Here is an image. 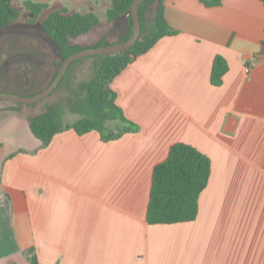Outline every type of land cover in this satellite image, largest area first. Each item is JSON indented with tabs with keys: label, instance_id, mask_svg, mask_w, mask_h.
Wrapping results in <instances>:
<instances>
[{
	"label": "crops",
	"instance_id": "obj_1",
	"mask_svg": "<svg viewBox=\"0 0 264 264\" xmlns=\"http://www.w3.org/2000/svg\"><path fill=\"white\" fill-rule=\"evenodd\" d=\"M111 1L40 0L97 15L98 26L74 39L81 44L95 29L90 44L109 31ZM163 6L176 33L110 84L132 122L110 121L131 129L118 139L69 128L42 146L26 116L0 102V264H30L29 248L40 264H264L263 2ZM216 55L228 65L218 86L210 82ZM176 142L210 158L209 181L194 220L149 224L153 169Z\"/></svg>",
	"mask_w": 264,
	"mask_h": 264
},
{
	"label": "trees",
	"instance_id": "obj_2",
	"mask_svg": "<svg viewBox=\"0 0 264 264\" xmlns=\"http://www.w3.org/2000/svg\"><path fill=\"white\" fill-rule=\"evenodd\" d=\"M12 1L0 0L1 29L9 28L20 16L19 10L14 7ZM201 1L206 5L220 4V0ZM132 2L133 0H112L110 8L106 11L107 21L111 24L109 31L95 43L88 45L76 42L74 39L98 26L99 18L95 13H69L66 8L49 11L41 19L40 27L43 35L48 37L56 48L59 58L49 83L56 76L62 61L71 54L86 48H97L128 40L132 32L133 20L131 16L125 21H122V18L130 9ZM262 2L264 5V0ZM23 5L32 14L31 22L37 20L41 12L49 7L48 3L34 0H24ZM138 15L141 29L131 47L119 52L94 55L98 56L99 60L96 62L91 79L70 85V93L44 102L60 88L66 80L70 67L81 58L69 64L55 89L39 101L18 103L0 99V102L7 104L6 109L26 116L31 132L41 141L42 146H46L55 134L69 128L78 135L97 131L103 141L118 139L124 133L131 131L130 127L114 130L108 126L113 120L132 124L116 104V93L110 84L127 65L150 50L160 38L176 33L165 19L163 0H143L138 6ZM116 22H119L118 27ZM111 31L117 32L113 41L108 40L107 36ZM227 69L226 60L216 55L210 73L211 84L220 85ZM41 102H44L43 107L38 109ZM64 108L76 112L79 116L71 122H64L62 117ZM210 169L211 161L206 154L185 142L174 143L167 158L154 166L146 212L147 223L172 224L194 220L198 213L199 196L209 181ZM25 256L30 264H40L33 248L25 250Z\"/></svg>",
	"mask_w": 264,
	"mask_h": 264
},
{
	"label": "rangeland",
	"instance_id": "obj_3",
	"mask_svg": "<svg viewBox=\"0 0 264 264\" xmlns=\"http://www.w3.org/2000/svg\"><path fill=\"white\" fill-rule=\"evenodd\" d=\"M23 1H12L14 7L19 10L20 16L9 28H0V92L26 96L38 92V89L49 78L51 69L48 70V68L51 67V60L57 58L58 61L59 58L58 56L55 58V47L45 38L40 27L41 19L49 11L56 9L55 3H50L49 7L41 12L39 18L31 22L32 14L24 7ZM98 30L95 29L85 37L82 36L84 38L81 40L90 44L99 34ZM98 60V56L88 55L74 63L70 67L64 83L44 102H49L67 94L70 85L91 79ZM44 102L40 103L38 109L43 107ZM78 116L76 112H72L67 108L63 109L64 122H71ZM108 126L111 127L112 124L108 123Z\"/></svg>",
	"mask_w": 264,
	"mask_h": 264
},
{
	"label": "water",
	"instance_id": "obj_4",
	"mask_svg": "<svg viewBox=\"0 0 264 264\" xmlns=\"http://www.w3.org/2000/svg\"><path fill=\"white\" fill-rule=\"evenodd\" d=\"M143 0H133L130 9L125 13L122 18V21H125L128 16L132 17L133 20V28L130 37L125 42H118V43H111L105 46L97 47V48H86L71 54L70 56L66 57L61 65L58 68V72L53 80L42 90L38 91L36 94L33 95H17L13 93H5L0 92V99L8 100L12 102L18 103H34L39 101L40 99L48 96L58 85L62 77L64 76L67 67L69 64L77 59H80L84 56L88 55H101V54H109L114 52H119L122 50H126L131 47V45L136 41L139 36L141 25L140 19L138 15V6ZM119 22H116V25ZM49 40L48 37L45 36Z\"/></svg>",
	"mask_w": 264,
	"mask_h": 264
}]
</instances>
